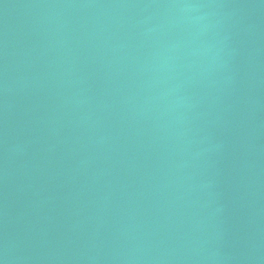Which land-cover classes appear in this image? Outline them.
Listing matches in <instances>:
<instances>
[{"label":"water","instance_id":"95a60500","mask_svg":"<svg viewBox=\"0 0 264 264\" xmlns=\"http://www.w3.org/2000/svg\"><path fill=\"white\" fill-rule=\"evenodd\" d=\"M0 264H264V0H0Z\"/></svg>","mask_w":264,"mask_h":264}]
</instances>
